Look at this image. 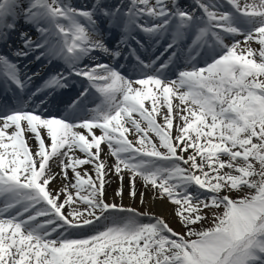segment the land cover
<instances>
[{
	"label": "snow or ice",
	"instance_id": "obj_1",
	"mask_svg": "<svg viewBox=\"0 0 264 264\" xmlns=\"http://www.w3.org/2000/svg\"><path fill=\"white\" fill-rule=\"evenodd\" d=\"M140 34L168 41L160 56L141 58L132 46L145 49ZM0 44L16 58L0 53L7 90L24 93L39 75L19 60L65 67L27 99L0 104V264H264V0H0ZM205 51L210 62L198 66ZM97 53L132 56L138 75ZM74 77L87 87L63 116L46 115L44 101L30 107ZM90 90L99 97L92 108L81 104ZM125 170L129 197L145 203L139 177L153 199L175 206L183 232L106 201L113 172L123 198ZM57 178L66 183L53 190Z\"/></svg>",
	"mask_w": 264,
	"mask_h": 264
},
{
	"label": "bare ground",
	"instance_id": "obj_2",
	"mask_svg": "<svg viewBox=\"0 0 264 264\" xmlns=\"http://www.w3.org/2000/svg\"><path fill=\"white\" fill-rule=\"evenodd\" d=\"M78 0H72V2L74 4H76ZM85 1L89 2L91 0H79L80 3H84ZM127 0H125L126 2ZM24 30H28L27 27L25 26L23 28ZM15 43H19L20 41L19 39L14 40ZM253 48H258L259 46L255 43H253ZM116 62V61H115ZM184 64H181V67H183ZM174 71H169L168 75H172L171 73H173ZM135 75V73H133ZM131 76V77H135V76ZM171 78V77H170ZM130 139H135V137H131V135L129 136ZM30 145L32 146L33 151H35L36 148V141L34 139L29 141ZM108 149L105 147L104 148V153H102L101 158L102 159H106L107 163L109 166H111L112 164L115 163V159L113 157H111L110 155H107L108 153ZM77 155H81L80 153H77ZM86 168H88L89 172L92 171V167L90 165H86L84 166ZM53 170L59 172L60 169L58 167L53 166ZM125 173V172H124ZM126 175V174H125ZM68 176H69V181L67 183L71 182V178L73 176L72 172L69 170L68 171ZM127 177V175H126ZM107 183L105 185V199L107 201H109L110 203H116V204H123L124 206H131V207H135L139 210L142 211H149L151 213H155L156 215L159 216H163L167 222L171 223V224H175L177 225L176 219H175V212H174V206L172 204H170L167 200H160V199H153V193L150 190H146L144 188L143 182L141 180H139L138 182H136V186L138 191H144L146 193L145 195V203L141 204L140 202V198L139 195H137L136 199L133 200L129 197L128 193H129V189H130V184L128 180H123V198H121L120 196L116 195L117 190L121 187V181L119 179V177L113 172L110 173L107 177H106ZM66 182L63 181L60 178H57L56 181H54L51 185L50 188H52L53 190H59L63 187V185ZM69 191L71 192H75V189H71L69 188ZM63 195L61 196V199H63ZM71 209L68 208L66 206V208H64V211L66 212L65 214H68V212ZM177 227V226H176Z\"/></svg>",
	"mask_w": 264,
	"mask_h": 264
},
{
	"label": "rangeland",
	"instance_id": "obj_3",
	"mask_svg": "<svg viewBox=\"0 0 264 264\" xmlns=\"http://www.w3.org/2000/svg\"><path fill=\"white\" fill-rule=\"evenodd\" d=\"M173 136H175L176 135V131H175V128L173 129ZM127 175V177H126V175ZM123 175H124V180L126 181V180H128L129 181V177H130V173H128L127 172V170H125V173H123ZM140 180V178L139 177H137V179H136V182H138ZM107 201V200H106ZM74 206H78L81 210H83V208H84V205L83 204H81V203H77V205H74ZM174 206V205H173ZM66 208V207H65ZM174 208H175V206H174ZM139 210V209H138ZM140 212H142L141 210H139ZM175 219H176V222H177V225H175V224H171L170 222H169V225L175 230V231H177V232H183L184 231V229L182 228V226L180 225V223L178 222V220H177V218H176V216H175ZM177 226V227H176Z\"/></svg>",
	"mask_w": 264,
	"mask_h": 264
}]
</instances>
